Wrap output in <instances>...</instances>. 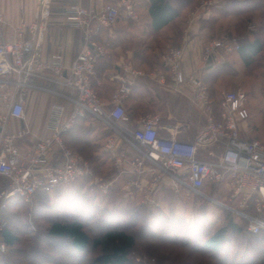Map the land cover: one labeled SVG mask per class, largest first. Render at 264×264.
<instances>
[{
    "label": "built area",
    "instance_id": "1",
    "mask_svg": "<svg viewBox=\"0 0 264 264\" xmlns=\"http://www.w3.org/2000/svg\"><path fill=\"white\" fill-rule=\"evenodd\" d=\"M219 3V0H200L187 15L186 32L204 10ZM51 4L52 0H39L37 19L21 20L14 27L12 38L6 34V20L0 10V176L9 180L8 186L0 189V255L8 250L1 233L7 226L4 210L9 201L19 198L28 203L38 193L50 194L61 184L92 175L90 161L70 148L63 138V133L78 118L90 115L100 120L110 133L106 151L115 152L118 140L134 150L130 161L132 173L141 175L147 162L152 165L146 200L154 202L153 194L162 184L169 185L176 193L194 192L207 198L212 197L205 191L206 187H225L230 200L241 199L239 208L225 206L247 220L251 233L264 232V143L242 133V123L248 118L245 93L223 91L217 114L203 75L193 72L186 76L184 72L185 48L171 47L164 56L168 73L161 74L160 80L178 90L187 85L190 100L206 115V122L191 140L174 135L162 137L154 116L140 118L131 129L127 126L126 100L133 82L122 80L107 103L95 89L93 80L98 61L108 53L99 41L101 32L116 25L123 16L138 20V0H102L94 5L72 0L64 6L63 16L83 36L82 48L70 64L66 63L63 47L47 57L39 49V40L52 16ZM239 48L236 35L209 39L202 50L203 74ZM132 73L141 75L139 70ZM34 90L57 98L50 103L43 134L36 133L26 123L28 100ZM12 120L24 124L9 127ZM183 125L168 127L179 130ZM114 181L113 177H95L91 182L106 193ZM137 185L131 181L129 186ZM251 202L255 213L249 211Z\"/></svg>",
    "mask_w": 264,
    "mask_h": 264
},
{
    "label": "trees",
    "instance_id": "2",
    "mask_svg": "<svg viewBox=\"0 0 264 264\" xmlns=\"http://www.w3.org/2000/svg\"><path fill=\"white\" fill-rule=\"evenodd\" d=\"M199 1L200 0H138L136 9L139 15L141 14V9L147 10L149 24L154 32L167 33L166 38L168 41L164 43V45H179V36L183 30V27L181 28V26L178 25L180 21H183L181 20V16L187 7L195 3L197 4ZM233 17L236 19L237 31L240 34L243 32L245 33L244 35L242 34L243 37L235 34L240 41V48L238 51L228 55L225 63L212 69L204 78V82L208 84V88L211 89V94L215 102V112H217V114L219 112V103L222 96V93L219 95L220 90H218L221 78L223 76L235 77L238 74L236 69L230 72V70L234 68V63L237 60L241 61L246 68H251L264 53V0H222L216 16L205 23L209 25L211 31H215L217 24L222 19H230ZM256 17L260 19L257 30L253 33H247L243 26H248ZM121 20L129 23H133L134 21L127 16H123L119 21ZM229 29L230 27H227L225 31ZM242 29H244L243 32ZM230 32H228V35L231 36L232 34ZM156 43L160 46H164L162 43ZM168 48H170V46ZM103 62L104 58L98 61L97 71ZM246 76L253 77L251 86L257 88V86L262 84L264 72L257 74L247 72ZM258 82H260V84ZM244 83L247 84V80H244ZM262 87H264L263 84L261 89ZM256 111H258V114L264 115V108L257 107ZM87 122H89V116L82 119L78 118L74 126L63 133V138L70 148L83 154L90 161L92 175L76 180L70 184H61L50 194L38 193L36 195L39 197L38 200L40 203H47L46 200H50L51 195L55 194L57 203L54 207H57V209H64V211L68 208L72 211L71 214H69L70 212L68 213L67 209L62 214L59 213L57 216L53 217L47 227L46 234L52 238L68 240L72 248L79 253H83L90 248L98 250V254L89 264H138L130 257L131 251L137 244L136 236L131 232V227L128 226V224H122L123 215H129L130 219L132 217V219H134L141 214L140 212L142 209L146 207L152 221L160 226L161 223L166 222L165 227L162 228L161 226L160 228L159 226L155 233L163 232L169 235V228H172L171 224H173V222L174 224L176 223L175 218H177V211H180L176 209L178 206L177 202L172 200L173 196L176 197L178 195H170V200L166 202L164 206L155 208L125 200L122 198L121 189L117 185L111 187L106 193L96 188L95 193L91 195L93 198H86V194H82L83 191L78 190V186L81 187V185L89 184V181L93 180L95 177L106 178L110 171V167L106 162L111 158V155L103 152L104 139L109 133L103 135L97 134L98 136L94 137L92 133L96 126L95 124ZM94 148L96 150H94ZM218 190L219 187L214 186L209 195L212 197L213 195L211 194H215ZM97 198L101 200L105 199V201H107L105 206L96 203L95 200ZM61 199H63V201L60 204ZM114 199L117 200L118 204L112 209L109 207V203L114 201ZM184 199L188 200V198L185 197ZM20 201L22 200L19 198H14L9 201L8 207L4 211V216L7 215L8 217L10 207L21 206L22 203ZM250 204L251 207L249 211L255 213L253 202ZM199 210H201L199 214L201 216L197 219L196 225L202 229L206 226L208 229L207 231L205 230L206 232H204V238L201 242L205 251L211 252L216 257H223V264H228L230 255L233 253L232 250H229L231 247L230 245L241 238L245 246L243 250H236L234 252L235 258L233 259H235V261L237 260L238 257L236 254H244L245 256L243 258L246 260V264H264V232L258 234L251 233L247 228V220L245 218L225 209H221L223 213V223L218 224L215 222L216 224L211 223L205 225L204 216L207 207H205V204H202ZM184 217H186L185 214H180L177 220L186 223ZM94 221L98 224L107 223L100 234L92 235L88 231V224ZM8 223L2 231L1 237L3 241L7 243L8 247L13 249V247L20 242V237L8 226ZM156 224H154V226ZM174 224L171 232L177 230ZM190 243L193 242L190 240ZM25 256L28 258L26 252ZM30 263L38 264V262L33 259L30 260Z\"/></svg>",
    "mask_w": 264,
    "mask_h": 264
},
{
    "label": "rangeland",
    "instance_id": "3",
    "mask_svg": "<svg viewBox=\"0 0 264 264\" xmlns=\"http://www.w3.org/2000/svg\"><path fill=\"white\" fill-rule=\"evenodd\" d=\"M71 1L72 0H59L61 10L63 11L64 6ZM220 3H222V0ZM197 4L195 3L192 6L187 7L184 11L181 16V20L183 21H180V24H178L181 28L187 19L188 13L193 10ZM140 13V15L138 13V20H134L133 23L121 20L111 27L112 29L108 34H104V36L99 39L109 52L114 50L116 53L115 46L118 44H125V46H130V48H132L133 44H136L138 46V52H143L142 50H144L145 46L148 44L159 42L164 45V43L168 41L166 38L167 33H158L151 29L147 10L141 9ZM64 21L65 20L61 18L60 22L63 23ZM50 22H52V20L48 21V23ZM251 24L254 26L249 28V25ZM259 24L260 19L256 17L248 26L245 25L243 27L247 33H253L257 30ZM177 26L175 27L178 28ZM227 27H230V29L225 31V28ZM243 30L244 29H242V32ZM228 32L232 35L236 34L240 36L245 34L244 32L240 34L237 31L236 19L233 17L230 19H222L217 24L215 31H213L211 39L225 34L228 35ZM177 46L180 47L177 44H172L170 45V48ZM167 49L169 48L162 46L159 48V52L165 53ZM233 67L234 68L231 69L230 72H233L236 69L238 74L235 77L223 76L221 78L218 89L220 90L219 95L223 91H243L245 93L244 106L248 113V118L243 123L242 133L245 137L256 138L264 143V115L258 114V111H256L257 107L264 108V87L261 89L262 84L264 85V79H262L261 85L257 86V88H253L251 86L253 77L246 76L247 72H253L254 74L264 72V53L258 58V61L251 66V68H246L239 60L234 63ZM244 80H247V84L244 83ZM258 83L260 84V82ZM50 103L51 101H46L44 104V119L47 116ZM193 108L196 109V106L190 100L189 111ZM34 109L35 108L33 107L32 110L35 113ZM45 122L42 121L40 123L38 134H43V131L45 130L43 123ZM96 125L97 124H95V126ZM29 127L32 128L31 123H29ZM98 133L93 132L92 136H98ZM94 150L96 149L94 148ZM91 181L92 180H90L87 185H81V187L78 186L79 184L77 185L78 190L83 191L82 194H86V198H93L91 195L96 191L95 186L97 185L92 184ZM8 184L9 180L0 176V189L8 186ZM208 187L205 188V191L211 193L212 190L210 191L207 189ZM216 193L218 194H211L215 199L203 197L194 192L189 194H177L178 196L176 197L173 196L172 200L177 202L178 205L176 209L180 210L177 211V218L180 217V214H185L186 217L184 218L186 219V223H182L175 218L176 223L174 224L173 222V224L174 226L176 225L175 227L177 230L171 232V230H173V224H171L172 228H169V235L168 233L165 234L163 232L155 233L160 225L152 221L146 207L143 208L140 212L141 214L134 219H132L133 217L130 219L129 215H123L122 224H128V226L131 227L130 230L135 234L137 240V244L131 251L130 257L138 264H223V257H216L211 252L205 251L201 244L204 238V232L208 230L205 225L215 222L218 224L223 223V213L221 209L229 210L236 214L225 205L239 208V206H241V199L230 200L228 196L229 191L225 187H222L221 191ZM184 197L188 198V200H185ZM56 198L55 194H52L50 200H46L47 203L41 202V204L38 200L39 197L35 196L31 202L27 203L25 201H20L22 203L21 206L10 207L8 217L5 215V218L7 219V223L9 221L8 226L11 227L20 237V242L17 243L13 249L7 247L8 250L0 255V264H10V262L11 264H31L30 260L32 259L36 260L38 264H89L93 261L99 252L98 250L90 248L83 253H79L72 248L68 240L52 238L46 234L51 219L68 209L66 208L64 211V209H57V207H54L57 203ZM62 201L63 199H61L60 204ZM95 201L96 203L101 204V206H105L107 202L105 199L101 200L100 198H97ZM218 201H221L222 203ZM117 204V200L114 199V201L109 203V207L113 209ZM202 204H205V207H207L204 216L205 227L203 229L196 225L197 219L201 216L199 215L201 213L199 207ZM249 207H251V204ZM67 211L68 213L70 212L69 214L72 212L70 209ZM154 224H156L155 226L157 227H155ZM106 225L107 223L98 224L94 221L91 224H88V231L92 235H97L100 234ZM165 225L166 222L161 223L162 228H164ZM190 240L193 243H190ZM230 246L229 250H232L233 253L230 255L228 264H246V260L243 258L245 256L244 254H236L238 257L237 260L235 261V259H233L235 258L234 252L236 250H243L245 246L243 240L240 238L238 241H234ZM25 252L28 254L29 259L25 256Z\"/></svg>",
    "mask_w": 264,
    "mask_h": 264
},
{
    "label": "crops",
    "instance_id": "4",
    "mask_svg": "<svg viewBox=\"0 0 264 264\" xmlns=\"http://www.w3.org/2000/svg\"><path fill=\"white\" fill-rule=\"evenodd\" d=\"M80 1L84 5H94L102 2V0ZM220 5L221 3L218 6L204 10L188 32H186V21L182 22L183 30L179 36V45L185 48L184 72L186 76L195 72L205 78V75L212 69L221 66L227 61L228 57H223L215 67L203 74L205 72V64L202 58L203 46L213 36V31L205 22L216 16ZM0 10L4 13L6 20V34L9 38H12L13 29L21 20L31 22L37 19L39 0H0ZM51 10L52 16L50 20L52 22L48 23L44 35L39 40V49L42 55L47 57L51 53L58 51L60 47H63L66 63L70 64L82 48V32L72 27L66 18L62 17L63 11L59 0H52ZM61 18L65 20L63 23L60 22ZM111 29L103 30L99 39L104 34H108ZM164 46L168 48L170 45L165 44ZM160 47L162 45L160 46L158 43L153 42L145 46V49L142 50L143 52H138L136 44H133L132 48L125 46V44H118L115 46L116 53L114 50L111 52L107 50L108 53L104 57V62L100 65L97 76L93 80L94 87L101 98L105 102L110 103L112 93L121 84L122 80L132 81L133 90L126 100L127 115L129 117L127 126L132 129L137 125L140 118L154 116L158 119V129L162 137L174 135L182 140H191L198 129L205 124L207 117L197 107L189 111L191 92L187 85L184 84L182 86L183 90H178L170 86L169 82L164 83L160 80L161 74L168 73L164 64V56L167 51L160 53ZM133 70L141 71V75H134L132 73ZM209 90L211 94V89ZM56 99L46 92L32 91L31 98L28 100L26 123L28 125L31 123L36 133H38L40 123L46 121V118L44 119V104L46 101L52 102ZM62 100V98L58 99L59 102H62ZM33 107L35 108V113L32 110ZM87 123L97 124L94 132H99L98 134L100 135L109 133L104 128L103 123L91 115ZM21 124H24V122L12 120L9 127ZM182 124L184 125L179 130H171L168 127L169 125L177 126ZM107 137H105L103 144V152L111 155V158L106 162L110 167L107 177L115 179L113 186L117 185L120 187L122 198L155 208L164 206L170 200V195L182 193H176L169 185L162 184L153 194L154 202L146 200V188L151 178L152 165L147 162L141 175L132 173L130 161L133 158L134 150L123 140H118L117 150L112 153L108 152L105 149ZM213 149L219 152V149ZM203 153L201 152V155ZM131 181L137 182L138 185L130 187ZM213 188L210 187L209 190L211 191ZM221 189L222 187L217 192H220ZM215 194L218 193L215 192ZM212 198L214 197L212 196Z\"/></svg>",
    "mask_w": 264,
    "mask_h": 264
}]
</instances>
